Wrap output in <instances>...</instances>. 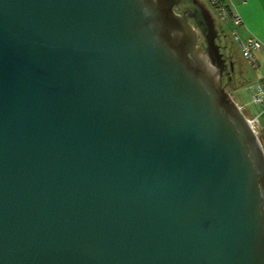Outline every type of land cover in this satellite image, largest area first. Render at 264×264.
<instances>
[{
  "label": "water",
  "instance_id": "1",
  "mask_svg": "<svg viewBox=\"0 0 264 264\" xmlns=\"http://www.w3.org/2000/svg\"><path fill=\"white\" fill-rule=\"evenodd\" d=\"M179 2L0 0V264H264V149Z\"/></svg>",
  "mask_w": 264,
  "mask_h": 264
},
{
  "label": "rangeland",
  "instance_id": "2",
  "mask_svg": "<svg viewBox=\"0 0 264 264\" xmlns=\"http://www.w3.org/2000/svg\"><path fill=\"white\" fill-rule=\"evenodd\" d=\"M196 1L203 4L212 13L216 23V29L218 30L217 43L221 46L222 52L226 54V57H228L230 61H228L227 64L231 72L228 73L226 68L220 76L222 87H224L236 101L246 103V114L252 115L260 113L262 111L261 105L253 102L251 92L248 90V85L256 82V70L245 58H243L241 48L230 32L231 26L220 21L210 0ZM192 3L193 5L197 4L194 0H192ZM197 21L195 17L190 20V24L194 27V30L198 32L199 41L197 44L207 55H210L206 39L207 28H205V26L204 28L201 26L198 27ZM231 62H233V68ZM258 137L264 149V130L258 132Z\"/></svg>",
  "mask_w": 264,
  "mask_h": 264
},
{
  "label": "built area",
  "instance_id": "3",
  "mask_svg": "<svg viewBox=\"0 0 264 264\" xmlns=\"http://www.w3.org/2000/svg\"><path fill=\"white\" fill-rule=\"evenodd\" d=\"M210 2L213 5L220 21L231 26L230 32L235 41L239 44L243 58H245L252 66H258L254 53L262 48V41L254 35L250 36L247 40H243L241 38L237 28L244 25V19L240 13L236 11L235 4L227 3L226 0H210ZM248 90L251 92L253 102L261 105L262 111L260 113L252 115L246 114V106L238 104L232 95L230 93L229 94L237 104L246 122L259 139L258 132L260 130H264V77H261L256 80V82L248 85Z\"/></svg>",
  "mask_w": 264,
  "mask_h": 264
},
{
  "label": "crops",
  "instance_id": "4",
  "mask_svg": "<svg viewBox=\"0 0 264 264\" xmlns=\"http://www.w3.org/2000/svg\"><path fill=\"white\" fill-rule=\"evenodd\" d=\"M226 2L234 3L236 11L244 19V25L237 28L241 38L247 40L254 35L262 41V48L254 53L258 66H252L257 74L255 80H258L264 77V0H226ZM236 102L246 106V103Z\"/></svg>",
  "mask_w": 264,
  "mask_h": 264
},
{
  "label": "flooded vegetation",
  "instance_id": "5",
  "mask_svg": "<svg viewBox=\"0 0 264 264\" xmlns=\"http://www.w3.org/2000/svg\"><path fill=\"white\" fill-rule=\"evenodd\" d=\"M174 11L176 12V14H178L180 16L187 15L189 23H190V20L192 18H194V17L197 18V20H198L197 26L198 27L201 26L202 28H204V26H205V28H207V25H206V22L204 21L203 12H202L201 8L199 7L198 4L193 5L192 0H180L179 4L174 6ZM225 57H226V54H225ZM228 61H229V59L227 58V63H228ZM226 68H227L228 73H230L231 71L228 69V64L226 65L225 69Z\"/></svg>",
  "mask_w": 264,
  "mask_h": 264
},
{
  "label": "bare ground",
  "instance_id": "6",
  "mask_svg": "<svg viewBox=\"0 0 264 264\" xmlns=\"http://www.w3.org/2000/svg\"><path fill=\"white\" fill-rule=\"evenodd\" d=\"M195 45H196L198 48H200L198 44H195ZM200 49H201V48H200ZM220 81H221V80H220ZM220 83H221V82H220Z\"/></svg>",
  "mask_w": 264,
  "mask_h": 264
},
{
  "label": "trees",
  "instance_id": "7",
  "mask_svg": "<svg viewBox=\"0 0 264 264\" xmlns=\"http://www.w3.org/2000/svg\"><path fill=\"white\" fill-rule=\"evenodd\" d=\"M233 63V62H232Z\"/></svg>",
  "mask_w": 264,
  "mask_h": 264
}]
</instances>
